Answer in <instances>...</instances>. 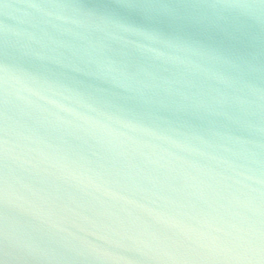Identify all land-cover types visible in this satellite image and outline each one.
<instances>
[{
	"label": "water",
	"instance_id": "95a60500",
	"mask_svg": "<svg viewBox=\"0 0 264 264\" xmlns=\"http://www.w3.org/2000/svg\"><path fill=\"white\" fill-rule=\"evenodd\" d=\"M0 264H264L260 0H0Z\"/></svg>",
	"mask_w": 264,
	"mask_h": 264
},
{
	"label": "snow or ice",
	"instance_id": "6c2138e0",
	"mask_svg": "<svg viewBox=\"0 0 264 264\" xmlns=\"http://www.w3.org/2000/svg\"><path fill=\"white\" fill-rule=\"evenodd\" d=\"M239 3H227L226 5L227 6H235V5H238ZM260 5H261V8L264 9V0H260Z\"/></svg>",
	"mask_w": 264,
	"mask_h": 264
}]
</instances>
